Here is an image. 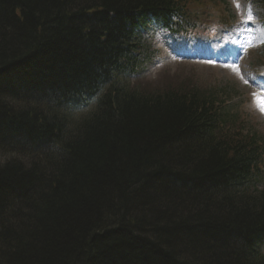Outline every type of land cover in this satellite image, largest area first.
I'll list each match as a JSON object with an SVG mask.
<instances>
[{"label": "trees", "instance_id": "16d2710c", "mask_svg": "<svg viewBox=\"0 0 264 264\" xmlns=\"http://www.w3.org/2000/svg\"><path fill=\"white\" fill-rule=\"evenodd\" d=\"M205 1L0 0V92L15 98L0 138L49 145L40 169L0 164V264H263L246 255L264 239V145L230 99L188 79L116 80L137 69L143 19L176 28ZM30 92L55 127L9 112ZM96 92L89 114L66 112Z\"/></svg>", "mask_w": 264, "mask_h": 264}, {"label": "rangeland", "instance_id": "374dc122", "mask_svg": "<svg viewBox=\"0 0 264 264\" xmlns=\"http://www.w3.org/2000/svg\"><path fill=\"white\" fill-rule=\"evenodd\" d=\"M239 2L240 0H226L225 4L222 5L223 15H228L230 18L232 16V26L225 33H218L213 39L196 40V38L182 37V40H177L176 38H168L158 26H152L150 32L151 30L155 33L158 30L160 32L156 35L158 39L157 43L154 44L155 47L160 50L162 48V51L167 53L171 59H166L162 54L155 66L164 61L166 67L150 71H154L152 80L164 73H180L182 78H186L204 89L220 90L226 94L227 99H232L235 103L239 102L243 110L250 113V120L255 121L257 129L264 132V111H261L254 92L257 89L264 94V82L256 80V76L252 74L248 63L249 54L252 53L253 56L252 51L259 49L264 44V34L263 30L260 31L249 51L246 48L242 51H234V49L244 47L242 43H246L250 31L243 21L245 12H243L242 7L244 5L240 7ZM258 12L264 16L259 9ZM228 51L232 53L231 59L235 61L233 63L218 61L219 58L228 56L226 53ZM176 52L186 56L177 57L174 55ZM206 57L208 58L206 59ZM172 60L174 63H171ZM47 93L52 95V93Z\"/></svg>", "mask_w": 264, "mask_h": 264}, {"label": "bare ground", "instance_id": "6f19581e", "mask_svg": "<svg viewBox=\"0 0 264 264\" xmlns=\"http://www.w3.org/2000/svg\"><path fill=\"white\" fill-rule=\"evenodd\" d=\"M23 22V21H21ZM41 31V30H40ZM39 31V35H41V32ZM12 92L7 91L5 92H0V103L2 106H6L8 109V102H11L12 104L15 102L14 97L11 96ZM41 99L39 97V94L37 93H32L30 92V95L28 98H26V101L22 104L21 107L14 108V109H9L11 113L15 115H20L23 112L30 113L31 115L41 114V118L45 120L47 123L53 124L54 122L52 121L53 119H57V114L56 112H45L46 107L42 108L41 110ZM26 110V111H22ZM23 115V114H22ZM56 125H54L55 127ZM55 129V128H54ZM55 133V130H54ZM10 136V135H8ZM59 136V133H58ZM57 137L53 138L56 139ZM51 141V140H50ZM48 141H35L34 139H28L26 137H22L21 140L14 136L10 137H5V138H0V164H4L5 161H9L10 159H17L18 160V165L22 167L25 170H30L34 166H36L37 169H40L39 162L40 164L43 163L44 157H45V150H48V144L45 146L43 145ZM42 145L45 147H42ZM15 146L19 150V155L15 154L12 149V147ZM13 156H15L13 158ZM2 159V160H1ZM36 163V165L34 164ZM17 164V162H16ZM24 208V206H23ZM136 233L138 234H145V232H142L141 230H135ZM247 259L251 261L253 259L252 252L250 250L249 253H247ZM252 262V261H251Z\"/></svg>", "mask_w": 264, "mask_h": 264}, {"label": "snow or ice", "instance_id": "6c2138e0", "mask_svg": "<svg viewBox=\"0 0 264 264\" xmlns=\"http://www.w3.org/2000/svg\"><path fill=\"white\" fill-rule=\"evenodd\" d=\"M248 19H249V20L252 19V15H251V13H249V15H248ZM249 46H251V45H249ZM256 99H257V101H258V104H259L260 107H261V111H264V97H259V96H257Z\"/></svg>", "mask_w": 264, "mask_h": 264}]
</instances>
